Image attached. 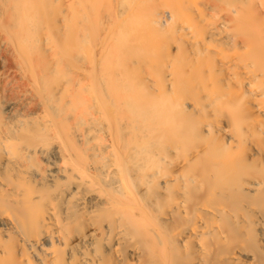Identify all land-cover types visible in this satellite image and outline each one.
Masks as SVG:
<instances>
[{"label":"bare ground","instance_id":"bare-ground-1","mask_svg":"<svg viewBox=\"0 0 264 264\" xmlns=\"http://www.w3.org/2000/svg\"><path fill=\"white\" fill-rule=\"evenodd\" d=\"M78 2L0 0V264H264V0Z\"/></svg>","mask_w":264,"mask_h":264},{"label":"rangeland","instance_id":"rangeland-1","mask_svg":"<svg viewBox=\"0 0 264 264\" xmlns=\"http://www.w3.org/2000/svg\"><path fill=\"white\" fill-rule=\"evenodd\" d=\"M78 1L79 4L77 6L79 12L82 11L83 4L92 9L90 18L94 22L97 19V21L102 20L103 23H106V21L109 19V17H107L104 14V12L101 11L102 4L104 3L105 0H78ZM128 1H132V0H128ZM143 1L145 3H151L155 7L163 3H167L170 0H143ZM136 21H138L137 18ZM19 82H21V80L18 76L16 69L13 66L11 55L6 50L5 44L2 43V37L0 36V93L1 94L4 93V90H2L4 87L7 88L10 87V85L14 87H18Z\"/></svg>","mask_w":264,"mask_h":264}]
</instances>
